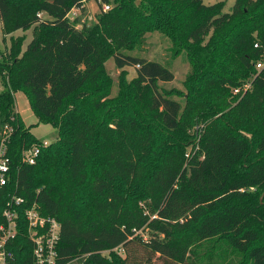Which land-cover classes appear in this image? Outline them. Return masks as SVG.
Masks as SVG:
<instances>
[{
    "label": "trees",
    "instance_id": "1",
    "mask_svg": "<svg viewBox=\"0 0 264 264\" xmlns=\"http://www.w3.org/2000/svg\"><path fill=\"white\" fill-rule=\"evenodd\" d=\"M90 1L22 0L28 6L20 9L15 0H0L2 30L11 36L0 59V143L5 127L13 129L0 221L18 186L25 204L18 209L16 264L33 263L25 211L35 203L61 225L58 264H135L133 245L178 264H220L199 252L217 239L246 264H264V70L256 67L264 59V0H236L230 12L228 0H139V9L138 0H95L115 1L117 11L79 29L69 14ZM31 29L23 52L25 38L12 35ZM152 31L171 40L176 56L186 54L185 107L159 86L175 79L168 66L121 51ZM98 43L116 46L118 69H136L130 83L122 77L115 107L107 101L111 81ZM17 92L40 123L57 130L56 143L44 146L25 127L15 111ZM201 108L204 133L192 143L190 126ZM34 146L36 163L24 164L23 151ZM123 185H141L143 207ZM88 203L94 214L86 215Z\"/></svg>",
    "mask_w": 264,
    "mask_h": 264
},
{
    "label": "rangeland",
    "instance_id": "2",
    "mask_svg": "<svg viewBox=\"0 0 264 264\" xmlns=\"http://www.w3.org/2000/svg\"><path fill=\"white\" fill-rule=\"evenodd\" d=\"M20 4L21 8L24 9L28 5L22 4V0H15ZM206 5H213L225 0H203ZM236 0H228L227 5L224 9L225 12H230L234 6ZM137 7L139 6V0L136 2ZM112 12L117 11L118 3L111 1ZM140 7H138L139 9ZM105 12L103 11V5L99 1H90L85 3L84 11L80 9H75L69 15V18L79 19V29L84 25L88 27H93L98 23L99 17ZM42 17H46L42 15ZM32 29L23 32L17 31L12 36L14 38L24 37L23 52H25L28 44L31 42ZM10 38L11 36H5L2 30V21L0 18V59L9 53L10 49ZM110 42V41H109ZM99 49L105 58V66L107 71V76L111 81V89L109 90V95L107 101L109 107H115L120 101L118 100L122 93V77L125 78L127 83H130L137 75L136 69L132 67L125 68V72L118 69L115 64V60L112 58V49H115L114 44L109 43L108 45H103L98 43ZM173 44L171 40L161 34L160 32H148L143 38L132 37L128 44L121 49L122 53L127 55H132L139 58H144L151 61H157L163 65L168 66L174 73L175 79L172 82H160L159 86L162 91L168 92L171 98L180 102L184 107L186 106V97L188 96V89L186 87L187 75L190 72V65L186 54L182 53L179 56L174 54L172 50ZM4 90L0 79V92ZM235 95V94H234ZM15 111L22 118V122L25 127L30 128L31 133L42 142H48V144L56 143L58 141V132L51 124L40 123L36 115L34 114L32 107L27 99V97L22 92H17L15 95ZM238 97V96H236ZM118 100V101H117ZM238 100V99H237ZM236 98L231 100L232 104L237 101ZM71 104V103H70ZM72 106V105H71ZM70 106V107H71ZM206 108L198 109L192 119L190 126V137L192 143H200L204 133L203 127L205 117H198L200 112L205 111ZM128 118V115H127ZM227 119V118H226ZM260 155H257L258 157ZM122 191H127L130 200H135L139 203L140 207H143L144 200L141 195V185H136L134 188H127L123 185ZM261 199V200H260ZM261 203H264L263 198H259ZM236 202V201H235ZM87 207V206H86ZM88 210L85 211L86 215L93 213L92 205L88 203ZM193 232L190 231L187 237H192ZM193 238V237H192ZM147 239V237H145ZM199 252L204 256L205 259L214 257L218 260L220 264H246V259L242 255L233 253L231 250L227 251L226 248L221 243V240L207 241ZM121 255H124L122 250H119ZM130 257L134 259L135 264H178L173 261L161 258L159 255L151 254L146 251L143 247L133 245L130 247ZM186 264H190L187 262ZM205 264V263H204Z\"/></svg>",
    "mask_w": 264,
    "mask_h": 264
},
{
    "label": "built area",
    "instance_id": "3",
    "mask_svg": "<svg viewBox=\"0 0 264 264\" xmlns=\"http://www.w3.org/2000/svg\"><path fill=\"white\" fill-rule=\"evenodd\" d=\"M111 5H103V11L106 13L111 10ZM75 10V9H74ZM73 10V11H74ZM70 15V14H69ZM40 17L42 15H39ZM259 48V44L255 45ZM257 70H264V59L257 64ZM250 85L244 87L248 90ZM241 89L234 91L238 95ZM13 129L5 127L4 136L0 143V192L8 186L11 181V158L9 156V144ZM44 142V146H48ZM40 154V148L37 146L26 149L22 153V162L24 164L34 165ZM18 191V186H16ZM14 194H9L5 208L0 221V264H16V255L13 250L14 242L18 236L19 212L25 204V199ZM27 221V235L32 245V264H58V245L61 239V225L53 217L43 216L39 205L33 204L30 209L25 211Z\"/></svg>",
    "mask_w": 264,
    "mask_h": 264
}]
</instances>
